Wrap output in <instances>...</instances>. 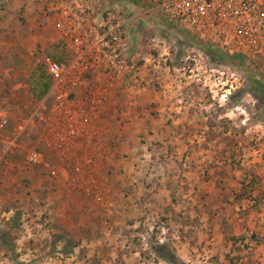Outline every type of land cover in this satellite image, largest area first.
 Instances as JSON below:
<instances>
[{"label": "rangeland", "instance_id": "1", "mask_svg": "<svg viewBox=\"0 0 264 264\" xmlns=\"http://www.w3.org/2000/svg\"><path fill=\"white\" fill-rule=\"evenodd\" d=\"M51 5L0 0V264H170L159 247L264 264V56L216 60L137 11L132 72L73 138L31 89L48 81L37 57L60 51Z\"/></svg>", "mask_w": 264, "mask_h": 264}, {"label": "built area", "instance_id": "2", "mask_svg": "<svg viewBox=\"0 0 264 264\" xmlns=\"http://www.w3.org/2000/svg\"><path fill=\"white\" fill-rule=\"evenodd\" d=\"M51 6L65 58L42 54L37 64L51 83L52 114L68 122L67 135L73 138L77 119L85 116L75 112V92L89 88V81L109 84L132 72L128 28L137 11L145 9L228 56H264V0H52ZM0 118L2 127V112ZM26 161L38 166L43 157L32 151Z\"/></svg>", "mask_w": 264, "mask_h": 264}, {"label": "crops", "instance_id": "3", "mask_svg": "<svg viewBox=\"0 0 264 264\" xmlns=\"http://www.w3.org/2000/svg\"><path fill=\"white\" fill-rule=\"evenodd\" d=\"M52 31H53L52 36H54V39L57 42V45H59L60 51H58L56 54H49V53H47V54L42 53V54L50 56L51 58H53L56 61H62L65 58V53L63 51L62 43L60 42L61 43L60 44L56 40V39L59 40V38H58V31L54 27V22H53ZM42 54H40V55H42ZM49 83H50V80H49ZM88 87L89 88L82 87L79 90H77L74 94V96H75L74 106H75L76 114L81 116V114L83 115L85 113L84 117L81 116L80 118L77 119L79 126L76 124V131H77L76 136H79L80 134L87 133V128L81 130V127H83L84 123H87V124L90 123L91 113L93 112V114H95L99 110L98 105L100 103L101 104L103 103L105 94L108 91V90H106V86L101 85V84H96V83H94V81H89ZM50 88H51V83H50ZM50 88H49L48 93L46 94V98H45L46 100H47V98H50L49 97ZM53 104H54V101H53ZM53 104H52V107H53ZM83 111H84V113H82ZM98 115L99 114H95L94 116L97 117ZM93 130L97 133H103V131H104L103 127H97L96 125H95Z\"/></svg>", "mask_w": 264, "mask_h": 264}, {"label": "trees", "instance_id": "4", "mask_svg": "<svg viewBox=\"0 0 264 264\" xmlns=\"http://www.w3.org/2000/svg\"><path fill=\"white\" fill-rule=\"evenodd\" d=\"M200 45H204L205 52L219 61H224L225 59L242 60L244 58V56L241 55L228 56L226 54H223L216 47L208 43L203 44V42L202 43L200 42ZM256 85L259 86L261 91H264V85H262L260 82H256ZM49 88H50L49 80L46 82L35 80V83L33 82L31 86L32 91L37 92V98L39 100H41L43 97L46 96V94L49 91ZM155 253H157V255H159L162 259H164L166 262L170 264H180L177 258L174 256V254H172L169 251L165 252L162 247L155 248ZM164 253H166L165 256H163Z\"/></svg>", "mask_w": 264, "mask_h": 264}]
</instances>
